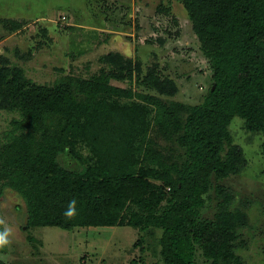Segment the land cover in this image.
I'll use <instances>...</instances> for the list:
<instances>
[{"label":"trees","instance_id":"obj_1","mask_svg":"<svg viewBox=\"0 0 264 264\" xmlns=\"http://www.w3.org/2000/svg\"><path fill=\"white\" fill-rule=\"evenodd\" d=\"M181 3L212 70L197 105L172 100L178 86L157 65L144 72L119 52L90 78L52 85L0 54V111L17 115L0 139V202L7 191L21 197L28 230L129 226L142 264L148 253L152 264H196L198 250L205 264H247L237 244L248 215L222 182L247 166L232 120L264 136V0ZM0 23L11 34L27 26ZM213 193L223 199L206 218Z\"/></svg>","mask_w":264,"mask_h":264},{"label":"rangeland","instance_id":"obj_2","mask_svg":"<svg viewBox=\"0 0 264 264\" xmlns=\"http://www.w3.org/2000/svg\"><path fill=\"white\" fill-rule=\"evenodd\" d=\"M4 19L27 26L11 34L0 23V54L37 84L52 85L68 75L90 78L110 52L140 62L144 72L157 65L162 77L176 82L179 92L172 100L177 102L201 103L213 83L181 0H0V21ZM15 117L0 111V139ZM229 131L247 160L246 167L222 182L232 207L248 215L237 252L247 264H264V136L249 132L239 117ZM211 196L206 218L213 217L223 199L217 193ZM26 220L23 199L7 191L0 202V229L6 236V244L0 241L6 250L0 259L6 264H142V252L135 246L140 233L133 227L28 230ZM147 257L152 264V254ZM195 261L205 264L199 250Z\"/></svg>","mask_w":264,"mask_h":264},{"label":"built area","instance_id":"obj_3","mask_svg":"<svg viewBox=\"0 0 264 264\" xmlns=\"http://www.w3.org/2000/svg\"><path fill=\"white\" fill-rule=\"evenodd\" d=\"M63 20H66L65 17L63 18Z\"/></svg>","mask_w":264,"mask_h":264}]
</instances>
